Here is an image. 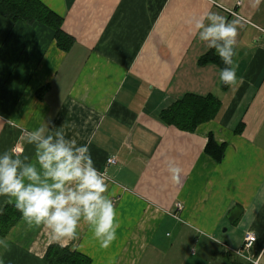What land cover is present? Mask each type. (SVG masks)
Instances as JSON below:
<instances>
[{
  "label": "crops",
  "instance_id": "1",
  "mask_svg": "<svg viewBox=\"0 0 264 264\" xmlns=\"http://www.w3.org/2000/svg\"><path fill=\"white\" fill-rule=\"evenodd\" d=\"M39 1L72 41L63 47L48 26L0 17V153L35 162L27 140L39 127L87 145L120 222L108 248L86 223L62 247L91 264H264V0ZM209 12L237 26L243 79L232 87L195 29ZM188 96L218 105L194 132L162 117ZM211 135L226 145L221 162L206 152ZM169 162L182 169L175 180ZM7 205L0 197V215ZM235 208L243 213L232 223ZM53 245L21 217L0 236V264H49Z\"/></svg>",
  "mask_w": 264,
  "mask_h": 264
},
{
  "label": "clouds",
  "instance_id": "2",
  "mask_svg": "<svg viewBox=\"0 0 264 264\" xmlns=\"http://www.w3.org/2000/svg\"><path fill=\"white\" fill-rule=\"evenodd\" d=\"M259 0H257V3ZM195 21L199 39L215 49L224 67L219 80L225 86L242 81L234 62L238 30L235 22L209 12ZM39 127L28 134L27 142L35 147V162L21 159L15 150L0 153V197L7 198L31 227L48 230L50 240L64 246L78 238L81 223L89 226L101 248H108L117 238L118 213L106 194L105 174L99 171L87 145H77L64 132L44 135ZM168 171L175 180L182 169L169 162ZM249 264H258L247 257Z\"/></svg>",
  "mask_w": 264,
  "mask_h": 264
},
{
  "label": "trees",
  "instance_id": "3",
  "mask_svg": "<svg viewBox=\"0 0 264 264\" xmlns=\"http://www.w3.org/2000/svg\"><path fill=\"white\" fill-rule=\"evenodd\" d=\"M0 17L13 23L24 22L29 25L43 24L56 32L60 46L71 43L70 36L63 32L64 20L39 0H0ZM211 56H205L203 64L210 62ZM217 100L188 96L177 102L163 113V120L182 131L194 132L197 127L213 118L217 110ZM226 145H219L211 135L206 148L208 155L221 162L225 155ZM21 213L14 205H7L0 215V236H5L21 219ZM45 259L49 264H91L88 257L72 252L68 247L51 246Z\"/></svg>",
  "mask_w": 264,
  "mask_h": 264
},
{
  "label": "built area",
  "instance_id": "4",
  "mask_svg": "<svg viewBox=\"0 0 264 264\" xmlns=\"http://www.w3.org/2000/svg\"><path fill=\"white\" fill-rule=\"evenodd\" d=\"M108 162L110 164H115L116 163L114 158L109 159ZM256 242H257V237L254 234L248 233L245 236L244 248H246L247 250L250 251L254 247ZM253 259L258 261V264H261L260 258H253Z\"/></svg>",
  "mask_w": 264,
  "mask_h": 264
},
{
  "label": "water",
  "instance_id": "5",
  "mask_svg": "<svg viewBox=\"0 0 264 264\" xmlns=\"http://www.w3.org/2000/svg\"><path fill=\"white\" fill-rule=\"evenodd\" d=\"M242 213H243L242 208H235L229 215L230 221L232 223H234L235 221H237L240 218Z\"/></svg>",
  "mask_w": 264,
  "mask_h": 264
},
{
  "label": "rangeland",
  "instance_id": "6",
  "mask_svg": "<svg viewBox=\"0 0 264 264\" xmlns=\"http://www.w3.org/2000/svg\"><path fill=\"white\" fill-rule=\"evenodd\" d=\"M217 264H220V263H217Z\"/></svg>",
  "mask_w": 264,
  "mask_h": 264
}]
</instances>
